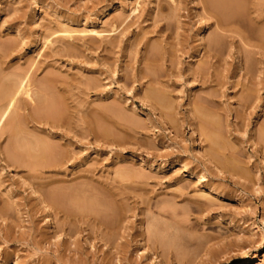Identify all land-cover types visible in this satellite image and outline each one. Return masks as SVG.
Masks as SVG:
<instances>
[{
    "label": "rangeland",
    "instance_id": "374dc122",
    "mask_svg": "<svg viewBox=\"0 0 264 264\" xmlns=\"http://www.w3.org/2000/svg\"><path fill=\"white\" fill-rule=\"evenodd\" d=\"M26 75L0 264H264V0H0V96Z\"/></svg>",
    "mask_w": 264,
    "mask_h": 264
},
{
    "label": "bare ground",
    "instance_id": "6f19581e",
    "mask_svg": "<svg viewBox=\"0 0 264 264\" xmlns=\"http://www.w3.org/2000/svg\"><path fill=\"white\" fill-rule=\"evenodd\" d=\"M212 1V0H211ZM228 1V0H227ZM210 2V1H209ZM231 2V1H230ZM245 2V1H244ZM224 3V2H223ZM229 3V2H228ZM232 3V2H231ZM242 3H243V1H242ZM212 4H213V2H212ZM216 4V3H215ZM227 3L225 2V5H226ZM219 5H221V3L219 4ZM218 5V6H219ZM224 5V6H225ZM236 5H238V4H236ZM241 5V4H240ZM227 7H230V6H227ZM226 7V8H227ZM232 7H233V5H232ZM232 7H231V9H232ZM237 7V6H236ZM242 7H243V5H242ZM235 8V7H234ZM233 8V10H235ZM239 8V7H238ZM241 8V7H240ZM213 9H215V8H213ZM222 9V8H221ZM228 9V8H227ZM230 9V10H231ZM112 10V8L110 7V6H107V7H105L101 12H100V14L101 15H103V14H105V13H107V12H110ZM229 10V9H228ZM229 10V11H230ZM244 10V9H243ZM223 11H224V9H223ZM229 11H228V13H229ZM238 11H241V12H244V11H242V10H238ZM235 12H236V10H235ZM222 13V12H221ZM225 13V12H224ZM230 14H231V11H230ZM234 14V13H233ZM236 14V13H235ZM214 15H216V14H214ZM220 15V14H219ZM222 15L224 16L225 14H223L222 13ZM222 15H221V17H222ZM227 15V14H226ZM231 16V15H230ZM228 17V16H227ZM237 18V17H236ZM236 20V19H235ZM234 20V21H235ZM226 21H228V20H226ZM237 21V20H236ZM222 22V21H221ZM221 22H219V23H221ZM223 23H225V22H223ZM222 24V23H221ZM232 24V23H231ZM239 24V23H238ZM228 25V24H227ZM230 25V24H229ZM235 25V24H234ZM237 25V24H236ZM222 26V25H221ZM226 26V25H225ZM224 27V26H223ZM227 27H229V26H227ZM232 27V26H231ZM222 28V27H221ZM226 29V28H225ZM236 29H238V27L236 28ZM223 30V29H222ZM239 30V29H238ZM226 31V30H225ZM205 31L203 30V29H201V31H200V33L199 34H202V33H204ZM232 32V31H231ZM235 32V31H234ZM262 40V39H261ZM263 41V40H262ZM215 43V42H214ZM217 44V43H216ZM214 45V44H213ZM43 45H42V40H40V41H38L37 43H35L34 44V49H36V48H41ZM211 46H212V44H211ZM214 47H217V46H213V48ZM208 48V47H207ZM211 48V47H210ZM209 49V48H208ZM210 50H212V49H210ZM219 51V50H218ZM214 52H216L215 50H214ZM209 54H210V56L213 58V57H215V54L214 53H212V52H209ZM19 78V79H18ZM14 82H12V87H11V89H9L8 91H6L4 94H2L1 96H0V129L1 128H3V126H4V124L6 123H8L7 125L12 129V131L14 132V130H15V127H14V125H16V126H18L19 124H18V121H17V123L15 122L16 120H17V117H18V113H19V111H21V110H23V109H25V108H27L28 107V105H30V103H28L26 100L27 99H29L32 103L34 102V99L36 98H34V95L35 94H32V88H31V85H30V79H29V77H28V75H26V76H24V77H18ZM5 83V82H4ZM9 84V83H8ZM2 85H3V83H2ZM5 85V84H4ZM7 86V85H6ZM9 86H10V84H9ZM6 89V88H5ZM3 91V90H2ZM43 94V93H42ZM22 96H25V97H23L22 98ZM25 98H27V99H25ZM45 98V97H44ZM39 102V101H38ZM41 102H44L43 100L41 101ZM48 102H49V100H48ZM51 102V101H50ZM31 103V104H32ZM35 103V102H34ZM41 104V103H40ZM42 104H44V103H42ZM46 105H47V101H46V103H45ZM44 104V105H45ZM35 105V104H34ZM46 105H45V108H46ZM51 106V105H50ZM34 107V106H33ZM40 107V106H39ZM49 110V112H50V109H48ZM18 111V112H17ZM41 111H43V110H41ZM44 111H46L47 112V109H45ZM48 112V113H49ZM15 114V113H17V116L15 117V119H12V121H10V123L9 122H7V120H8V118L10 117V115L11 114ZM53 113V112H52ZM22 115V114H21ZM20 115V116H21ZM35 115V114H34ZM13 116V115H12ZM36 117V116H35ZM20 119V118H19ZM34 119V118H33ZM23 120V119H22ZM48 121V120H47ZM38 122V121H37ZM19 127V126H18ZM14 128V129H13ZM17 129V128H16ZM20 129V128H19ZM208 130V129H207ZM15 131H17V130H15ZM208 133H210L211 131H207ZM15 133V132H14ZM15 134H18V133H15ZM14 135V134H13ZM211 135L212 134H210V137H211ZM16 136V135H15ZM214 138V137H213ZM213 138H211L212 140V143H213V147L215 146L216 147V144H215V142L216 141H214V139ZM25 140V139H24ZM26 141V140H25ZM36 142V141H35ZM30 143V142H29ZM32 143H34V142H32ZM39 143V142H38ZM198 144V147H200V143L198 142L197 143ZM25 145V144H24ZM30 145V144H29ZM45 145V144H44ZM23 146V145H22ZM27 146V145H26ZM25 146V147H26ZM35 146V145H34ZM24 147V149H26ZM36 147V146H35ZM214 147V151H215V154L218 152V150L216 149ZM15 148V147H14ZM18 148V147H17ZM33 148V147H32ZM39 148H41V147H39ZM38 148V149H39ZM29 149H31V148H29ZM32 150V149H31ZM34 150V149H33ZM35 150H37L36 148H35ZM34 150V151H35ZM23 151V150H22ZM40 151V150H39ZM25 152V151H24ZM36 152V151H35ZM41 152L42 153H46V154H43V155H47V157H49L50 155L49 154H47V153H49L50 152V150H49V148L47 149V146H46V148H45V146L41 149ZM52 152L53 151H51V154H52ZM32 153V152H31ZM219 153V152H218ZM19 154H21V153H18V155ZM33 154V153H32ZM36 154V153H35ZM34 154V155H35ZM38 154V153H37ZM220 154V153H219ZM218 154V155H219ZM39 155H40V152H39ZM22 156V154L20 155V158H23V157H21ZM51 156H53V154L51 155ZM50 156V157H51ZM18 157V156H17ZM24 157H25V155H24ZM46 157V158H47ZM13 159V158H12ZM11 158H10V160H12ZM23 159H25V158H23ZM36 159H38V158H36ZM9 160V159H8ZM13 160H15V159H13ZM17 160V159H16ZM22 159H19V160H17V161H15V162H12L13 164L14 163H17V165H18V167H20V168H22V167H25L26 166V164L28 163V165L29 166H32V168H34V169H39V166H41L42 164V162H41V160H40V162L38 161V160H36V161H31L32 162V164L30 163V160H28L27 162H25L24 160L23 161H21ZM31 160H33V159H31ZM7 162V161H6ZM8 163V162H7ZM9 164V163H8ZM31 164V165H30ZM33 170V169H32ZM35 194H37V191H35ZM40 198H41V195H38ZM62 196V195H61ZM42 201L43 202H45V200H43L42 199ZM62 202V201H61ZM88 203V202H87ZM56 204V203H55ZM60 204V203H59ZM57 205V204H56ZM62 204H60V206H61ZM166 212V211H165ZM65 214H67V213H65ZM170 215H171V213H170ZM254 258H256V257H250V255H246L245 257H243L242 259H245V261H250V260H253Z\"/></svg>",
    "mask_w": 264,
    "mask_h": 264
}]
</instances>
